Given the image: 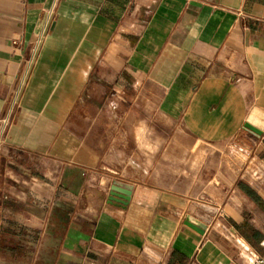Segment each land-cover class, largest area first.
Segmentation results:
<instances>
[{"label": "crops", "instance_id": "crops-1", "mask_svg": "<svg viewBox=\"0 0 264 264\" xmlns=\"http://www.w3.org/2000/svg\"><path fill=\"white\" fill-rule=\"evenodd\" d=\"M51 4L0 0V119L26 76L0 150V252L36 237L38 264L264 258V0H61L47 26ZM236 139L258 172L206 177L195 146Z\"/></svg>", "mask_w": 264, "mask_h": 264}, {"label": "rangeland", "instance_id": "rangeland-1", "mask_svg": "<svg viewBox=\"0 0 264 264\" xmlns=\"http://www.w3.org/2000/svg\"><path fill=\"white\" fill-rule=\"evenodd\" d=\"M195 148L205 152L211 151L210 157L206 158V177L209 171H216L223 161L229 162L231 169L238 172H243L247 167H250V169L255 167L257 172L259 170L253 162H250L247 153L241 149L237 139L222 143L219 147L204 144L196 145ZM36 241V237L29 239L30 253H22V249L25 250V246H23L25 243L22 242L21 238L3 242L0 252V264H38V258L40 257L33 253Z\"/></svg>", "mask_w": 264, "mask_h": 264}, {"label": "built area", "instance_id": "built-area-1", "mask_svg": "<svg viewBox=\"0 0 264 264\" xmlns=\"http://www.w3.org/2000/svg\"><path fill=\"white\" fill-rule=\"evenodd\" d=\"M61 0H52L50 9L46 15V25L50 24L56 15V10ZM41 40L37 43L34 49V55H36L40 46ZM33 61L30 62L32 64ZM26 83V76H21L18 85L14 91L13 98L10 101L5 115L0 119V150L3 145V137L14 122L16 110L19 106V100L22 95ZM133 186L130 183H125L121 179L116 178L113 185L110 187L108 200L111 204L126 208L133 196ZM248 264H264V258L257 255L249 247L244 248Z\"/></svg>", "mask_w": 264, "mask_h": 264}, {"label": "bare ground", "instance_id": "bare-ground-1", "mask_svg": "<svg viewBox=\"0 0 264 264\" xmlns=\"http://www.w3.org/2000/svg\"><path fill=\"white\" fill-rule=\"evenodd\" d=\"M254 116L257 117V118H259L260 121H257L256 118H252V119H250L251 122L254 125H257V126L263 128L264 127V116H262L261 114H255Z\"/></svg>", "mask_w": 264, "mask_h": 264}, {"label": "water", "instance_id": "water-1", "mask_svg": "<svg viewBox=\"0 0 264 264\" xmlns=\"http://www.w3.org/2000/svg\"><path fill=\"white\" fill-rule=\"evenodd\" d=\"M245 128L248 129L249 131H251L252 133L256 134V135H260L262 133L261 130L257 129L256 127L252 126L249 123H247L245 125Z\"/></svg>", "mask_w": 264, "mask_h": 264}]
</instances>
